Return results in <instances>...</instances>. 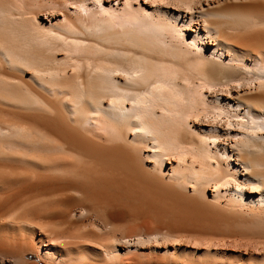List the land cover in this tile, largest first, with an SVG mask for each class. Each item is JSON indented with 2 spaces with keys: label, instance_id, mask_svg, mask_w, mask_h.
<instances>
[{
  "label": "bare ground",
  "instance_id": "6f19581e",
  "mask_svg": "<svg viewBox=\"0 0 264 264\" xmlns=\"http://www.w3.org/2000/svg\"><path fill=\"white\" fill-rule=\"evenodd\" d=\"M0 264H264V0H0Z\"/></svg>",
  "mask_w": 264,
  "mask_h": 264
}]
</instances>
